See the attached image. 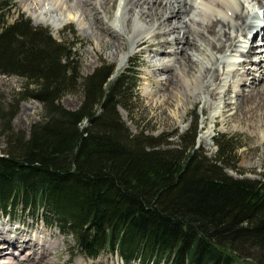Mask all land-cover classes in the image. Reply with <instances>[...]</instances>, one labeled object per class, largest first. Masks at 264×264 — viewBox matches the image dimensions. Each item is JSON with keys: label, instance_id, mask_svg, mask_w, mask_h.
<instances>
[{"label": "trees", "instance_id": "trees-1", "mask_svg": "<svg viewBox=\"0 0 264 264\" xmlns=\"http://www.w3.org/2000/svg\"><path fill=\"white\" fill-rule=\"evenodd\" d=\"M10 11L0 0V75L23 83L0 101L3 216L42 209L93 259L108 250L125 264H264V172L240 170L239 138L220 134L210 156L197 147V116L182 134L134 133L119 112L139 86L132 64L82 75L74 41L24 14L10 22ZM77 89L81 105L65 107ZM30 99L41 118L15 129Z\"/></svg>", "mask_w": 264, "mask_h": 264}, {"label": "bare ground", "instance_id": "bare-ground-1", "mask_svg": "<svg viewBox=\"0 0 264 264\" xmlns=\"http://www.w3.org/2000/svg\"><path fill=\"white\" fill-rule=\"evenodd\" d=\"M20 1L31 13L34 23L50 25L55 36H58L60 30L71 20L63 15H72L73 11L78 9L73 19L78 22L80 28L90 29L87 22L95 23L94 39L97 44H100L105 30L99 19V15H102L101 18L113 29L111 35L115 36L118 45L113 41L112 46L120 48L119 55L123 61L139 47V42L145 43V40L151 41L161 35L164 26L167 27V32H163V35L176 33L179 29L185 30L182 37L167 40L164 49L152 50L150 61L154 71L167 74L162 82L156 84L168 93L160 95L155 104L166 105L170 110L169 115L182 113L185 116L187 102H203L204 109L209 101L212 104L228 97L224 109L214 115L233 119L232 115L239 114L243 120L251 122L254 126L261 121L264 127V0H116L115 2L119 1L116 14L111 12L113 0H70L73 4H67L66 0ZM179 17L185 20V26L175 25L174 20ZM252 30L254 32L251 45L244 52L239 47L245 48L246 45L240 42L247 44L242 37L248 39ZM180 43L184 46L180 56L171 61L172 63L168 61L161 64L163 58L177 54L174 47ZM126 44L130 46L129 52L126 50ZM231 56H244V59L242 62L238 58L232 60ZM259 72L261 74H258ZM236 76L244 77V80L240 81L241 85L251 89L235 90L232 77ZM234 90L235 102L230 101L231 92ZM149 94L155 96L157 92L151 91ZM217 108H220V105ZM232 111L236 113L232 114ZM215 126L216 123L212 130ZM210 136L211 133L208 137ZM260 142L264 144V134ZM261 157H264V151ZM4 230L3 228L1 231ZM21 231L24 230L14 233ZM6 238L17 245L15 250L20 251L22 244L18 240L22 239L21 236L13 240L12 232L7 234ZM6 238L0 242V264L7 255H13V251H5L8 248L14 250ZM41 239L37 237L33 240L34 248L37 249L29 253L27 258L46 263L49 260L43 252L44 248H53L58 242ZM21 259L15 264H23Z\"/></svg>", "mask_w": 264, "mask_h": 264}, {"label": "rangeland", "instance_id": "rangeland-1", "mask_svg": "<svg viewBox=\"0 0 264 264\" xmlns=\"http://www.w3.org/2000/svg\"><path fill=\"white\" fill-rule=\"evenodd\" d=\"M115 1L116 0H113L111 7V12L113 14H116L119 5V1ZM66 3L73 4V2H70V0H66ZM199 7L200 6L198 5L197 8L199 9ZM77 10L78 9H75L72 15H69L68 13L63 15H66L67 18H70L71 20L60 30V34L58 36H55L50 25L40 23L36 24L35 26L49 27L53 35L59 40L65 39L74 41L76 55L81 62L82 75L90 74L103 61L117 65L119 71H123L124 68L130 67L132 64L131 66H133V68L138 71L139 86L136 88V97L134 98L132 106L130 107L131 109L128 110L120 107L119 112L134 133L144 130L146 133L156 136L160 134L177 132L182 134L193 125L195 121L194 116H197L199 119V134L197 137L198 148L205 150L210 156H214L217 153V147L215 143L217 137L222 133L229 134L240 139L239 141L241 147L237 151L240 158V162L238 164L240 170L246 172V175L250 177H258L260 173L264 172V157H261V154L264 151V144H261L260 142L261 136L264 134V127L262 126L261 121L255 123L254 126L251 122L243 120L242 116H239V114L232 115L234 116L233 119L224 118L223 115H214L217 113V111H222L224 109L228 97H226V99L223 101H215L212 104L209 101L204 109L203 102L192 104L187 102L188 109L185 116L182 115V113L176 116L169 115L170 110L167 109L166 105L160 106V104H155L158 99H160V95H164L168 92L164 89L163 91L156 84V82H162L167 74H164L163 72L157 73L154 71L150 61L153 54L152 50L164 49V43L167 42V40H171L177 36L182 37L185 30L179 29L176 31V33L174 32L170 35H163V32H167V27L164 26L161 29V35H158L156 39L151 41L145 40V43H143V41L139 42V47L132 52L127 60L123 61L122 56L119 55L120 48L118 46H112V42L116 39L114 35H111L113 33V29H110L107 21H104V19L101 18L102 15H99V19L103 25L102 27H104L105 30L100 44H97L96 40L94 39V34L96 31L95 23L88 21L87 25L91 27L90 29L80 28L78 22L73 19ZM21 14L30 17L33 21V24H35L31 13L26 10V6L20 0H11V11L8 20L12 22ZM174 22L175 25L181 27L183 25L185 26L186 23L185 20L180 17L177 20H174ZM70 28H73L76 33L72 34ZM236 36L237 35L235 33L234 37ZM192 37L195 36L192 35ZM242 39L244 41L247 40L245 37H242ZM240 43L242 45L245 44L244 42ZM115 44L118 45V41H115ZM247 45L249 48L251 45L250 39ZM183 47V43L177 44L174 47L177 54L163 58L161 64L168 63V61H174V59L178 58L181 51L183 50ZM239 48L242 49V47ZM126 50L128 52L131 50L128 44H126ZM230 58L232 60H236L238 58L242 62L244 56L237 58L235 56H231ZM258 74H261V72ZM232 78L233 82H235V90L240 91V89L245 88L246 91H248L251 89L249 86L244 87L241 85L240 81L244 80V77L239 78L236 76ZM22 83L23 80L17 76L7 77L5 75H0V101L4 100L9 102L14 90L20 89ZM235 90L231 92L232 100L230 101L233 102L236 100ZM151 91H156L157 94H155V96L150 95L149 92ZM224 92L223 95H225ZM82 100L83 92L81 89H77L64 95L61 102L69 109H77L81 105ZM219 105L220 108H217ZM42 112L43 107L40 102L34 99L23 101L20 104L19 112L13 120L14 128L29 131L31 125L40 120ZM235 113V111H232V114ZM215 123L216 126L212 130V126H214ZM210 133L211 136L209 138L208 135ZM171 141L177 144L179 142L178 136L172 137ZM5 146L6 140L0 134V151L4 149ZM230 172L234 175H237L233 171ZM13 215L14 216H12V218H14L17 222L9 223L8 220L3 219L7 216L3 217V214L0 211V229H5L4 231L0 230V242L6 238L7 234L13 232V240L17 236L22 237L21 240H18L22 246L19 248L20 251L15 250L17 245H14L11 243L12 241H9L6 238L13 246L14 250L11 248L5 250L8 253L13 251V255H7V258H3L2 264H15L16 262L20 261L21 258H23L21 259L23 264H124L117 253L113 254L108 250L103 251L95 259L88 258L87 255L79 251L75 237L68 231L61 229L60 225L51 220V218L46 214V212H43L42 209H37L33 214H31V212L25 210L23 211L20 208L16 210ZM20 222L21 224L18 230L24 231L14 233V231H18L16 227ZM37 237H41L42 239L45 238L44 240L58 242V244L53 248L43 247V252L47 254V259L49 260L46 263L41 262L38 259L36 261H32L31 259L27 258L29 253H32L37 249L34 248L35 242L33 241ZM25 238L27 240H23ZM129 264L138 263L132 262Z\"/></svg>", "mask_w": 264, "mask_h": 264}]
</instances>
